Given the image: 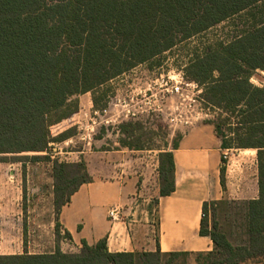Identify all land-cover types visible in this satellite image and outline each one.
<instances>
[{"label": "trees", "instance_id": "16d2710c", "mask_svg": "<svg viewBox=\"0 0 264 264\" xmlns=\"http://www.w3.org/2000/svg\"><path fill=\"white\" fill-rule=\"evenodd\" d=\"M243 11L253 17L249 27L195 52L184 76L202 85L205 103L221 111L210 121L221 148L256 150L257 197L243 202L238 242L217 223H208L209 208L220 201L203 202L198 233L211 239L213 249L195 256L198 262L203 259L201 264L264 261V85L249 80L253 71H264V0H0V162L50 160L49 155L24 153L45 151L73 135L70 129L51 133L53 124L77 112L73 96L94 93L138 64H160L162 54L178 43ZM97 99L92 97L95 107ZM119 133L121 147L143 149L140 138L146 133L139 121L121 123ZM159 150L158 194L165 196L174 190V160L172 150ZM51 163L54 249L0 254V264H171L187 256L158 246L154 251H109L106 238L91 245L81 240L78 251L63 252L59 242L71 236L60 233V209L92 177L83 158Z\"/></svg>", "mask_w": 264, "mask_h": 264}, {"label": "rangeland", "instance_id": "374dc122", "mask_svg": "<svg viewBox=\"0 0 264 264\" xmlns=\"http://www.w3.org/2000/svg\"><path fill=\"white\" fill-rule=\"evenodd\" d=\"M245 13L243 11L240 14H235L213 25L206 31L178 43L162 54L160 64L153 60L135 67L141 70L148 69L150 71L149 75L154 77L162 71H167L170 67H179L183 63H188V59L190 56H194L195 52L201 53L216 42L225 43L247 29L253 21V17H248ZM256 15L258 14L256 13ZM129 70L125 71L124 76L129 74ZM146 73L148 72L146 71ZM146 73L138 74L137 71H133L122 82L114 81L111 83L107 81L94 93L87 92L73 96L71 100L77 101V112L71 117L65 118L51 126V133L54 136L61 131H65V129H70L73 135L63 141L50 143L49 148L45 151L24 153L26 155H49L50 160H26L22 164L21 162H0V177H18V180H20L17 200L14 199V191L7 194V202L4 205V215L7 218L13 217L14 209L21 210L22 177L24 190L22 226L20 229L7 231L9 239L5 245H0V254L22 253L24 250L28 252L53 250L51 160L57 158L60 161H79L82 157H78L77 151L85 149L86 158L83 159L86 167L88 171L95 172L96 164L99 162L98 158L102 154L97 151L101 148L115 150L121 147L119 145V137L121 135L119 133V125L107 124L105 126L97 124L95 127L90 123H86L85 126L84 123L88 121L89 110L91 109L90 115L92 116V110L103 108L112 93L114 94L118 91L123 95L136 89L148 77ZM120 78H123V76L116 78V80ZM249 80L253 85L262 87L264 85V71L259 69L253 71ZM92 97H98L96 107L92 102ZM87 103L92 104L86 106L88 105ZM79 108H81L80 112ZM210 113L213 119L205 120L207 122L216 121L220 117L221 111L214 107L210 109ZM139 122L142 125L143 132L146 133V135H141L140 138V144L143 149L127 153L126 169L132 170L137 168L140 163H146L148 178L145 189L139 186L138 190L141 193L133 194L130 200L135 197L136 200L134 198L135 201H133L136 207L138 206L143 211L148 210L149 213L153 214L152 217L155 218L156 223L157 195L154 194L158 177L156 156L159 154V149L165 148L167 150V147H171L173 141L180 135L172 132V128L168 127L163 117H157L156 115L148 118L143 117L142 121ZM149 131L153 132V134H150ZM229 149L228 159L226 162L224 161V165L227 162L230 164V169L233 173L227 182V191L229 193L219 200L220 202L209 208L207 220L210 225L212 222L217 223L219 230L223 231L232 242H238L243 237V202L254 194L256 188V150L252 148ZM146 198L147 200H145ZM190 259L195 260V254H190L186 257L179 256L171 264H187ZM202 260L196 262L201 264Z\"/></svg>", "mask_w": 264, "mask_h": 264}, {"label": "crops", "instance_id": "0c3cea01", "mask_svg": "<svg viewBox=\"0 0 264 264\" xmlns=\"http://www.w3.org/2000/svg\"><path fill=\"white\" fill-rule=\"evenodd\" d=\"M87 104L86 106H90L92 103ZM224 149L226 148H221V138L216 134L213 124L207 121H203L181 136L176 148L167 147V150H172L174 160V190L168 195L160 196L157 177L154 191L157 195L155 223L153 214L130 203L133 194L141 193L138 190L139 186L145 189L148 178L146 163H140L132 170L126 169L127 153L139 150L126 147L115 150L101 148L97 151L102 154L98 158L95 172L88 171L92 180L80 185L71 195L70 201L60 209L58 215L60 233L66 230L71 236L70 239L61 238L60 249L63 252H76L81 247V240L91 245L101 238H106L109 251H154L157 246L162 252L178 251L186 252L187 255L211 251L213 249L211 239L200 235L198 231L203 202L219 201L229 193L227 182L233 173L228 162L225 164L226 187L223 189L220 184L221 153ZM77 153L78 157L86 158L85 149L78 150ZM157 159L158 155L155 160L156 166ZM22 181L23 177L21 210L14 209L13 217L7 218L4 215L7 194L14 191V199L17 200L20 180L18 177H0L2 246L9 239L7 231L20 229L22 226L24 200ZM255 197L257 174L254 194L248 199ZM115 206L123 207V210L120 219L112 221L108 217V210ZM52 211L54 226L53 206ZM54 246L55 235L53 249ZM187 264L198 263L196 259H190ZM240 264H264V261L255 258Z\"/></svg>", "mask_w": 264, "mask_h": 264}, {"label": "built area", "instance_id": "2783aa9c", "mask_svg": "<svg viewBox=\"0 0 264 264\" xmlns=\"http://www.w3.org/2000/svg\"><path fill=\"white\" fill-rule=\"evenodd\" d=\"M186 64L170 67L167 71H162L154 77L149 75L148 69L131 68L129 74L133 71L144 74L147 71L148 77L139 87L126 94L121 95L118 91L112 93L103 108L92 110V116L90 109L88 121L84 123L85 126L86 123L95 127L97 124L120 125L126 121H142L143 117L148 118L156 115L163 117L168 127L172 128V132H176L181 137L203 121L213 119L210 109L214 107L211 108L205 103L202 97V86L184 76ZM139 65L142 64L137 66ZM124 74L125 72L109 80V82H122L129 75L124 76ZM120 76L123 78L116 80ZM229 150L226 148L221 153V158L225 162L228 159ZM133 200L130 202L131 205H135L136 198ZM122 210L123 207L120 206L110 208L108 210L109 219L112 221L119 220Z\"/></svg>", "mask_w": 264, "mask_h": 264}]
</instances>
